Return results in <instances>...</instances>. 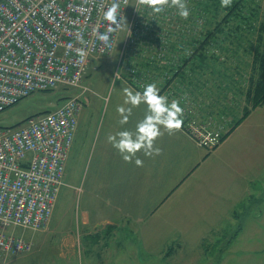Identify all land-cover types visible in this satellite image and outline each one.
I'll return each mask as SVG.
<instances>
[{
    "label": "rangeland",
    "instance_id": "1",
    "mask_svg": "<svg viewBox=\"0 0 264 264\" xmlns=\"http://www.w3.org/2000/svg\"><path fill=\"white\" fill-rule=\"evenodd\" d=\"M135 2L136 0H131L114 51L108 56L92 59L82 81L86 88V91H82V104L84 107L93 106L97 110L91 115L94 126L92 143L98 138L107 137L109 128L119 123L121 117L116 109L117 106L123 105L122 90L125 87L132 88L129 82L133 78L141 74L153 77L156 65L161 61L164 67L163 75L171 74L174 62L182 58L183 53L189 52V49H166L162 52L143 49L140 45L142 38L138 43H134L136 35L134 29L129 28V23ZM260 3L264 12V0ZM247 38L252 39L250 33ZM216 54L219 55L217 51ZM241 55L244 56L243 52ZM246 59L241 68L248 70L250 59ZM211 84L215 83L209 81L208 85ZM216 91L212 90L213 93ZM78 93V88L63 87L33 93L0 111V127H14L28 117L54 110L63 103L65 97ZM241 145L245 152L238 149ZM194 146L190 149L192 160L197 158L198 163H201L184 182L179 191L181 194L173 195L169 202L170 205L182 203V206L176 210L170 209V217L163 215L164 206L156 209L152 225H147L155 226L160 232H166L164 237L170 241L163 240L162 236H154L144 241L135 236V231L121 229L114 232L107 241L105 233L101 235L100 241L91 242L86 238L81 251L76 254L62 253L58 242L60 236L75 232L78 217H81L77 208L79 195L72 196V190L64 186L46 229L33 231L22 227L14 228L15 236L31 241V251L19 256L0 255V264H264V105L254 109L236 134L225 141L222 148L216 147L218 151L213 149L208 153L206 149L197 147L196 144ZM93 152L94 145L91 144L85 161L74 163V171H77V174L82 172V181L90 170L89 155ZM207 153L206 159L201 161L202 156ZM233 153L236 156L248 155L251 158L248 167H241L239 164L224 167L223 160H227L228 155ZM178 158L179 155L175 156L169 161L170 166L165 168V173L171 178L183 173V164L186 161ZM71 162L72 155L69 164ZM175 166V171L172 172ZM72 172V167H68L63 184L69 182ZM249 182L251 186L247 187V193L246 186ZM199 187L215 188L217 193L201 195L202 200L192 202L181 200L187 197L184 193L188 189ZM219 188L223 193L218 192ZM161 189L166 187L163 185ZM218 194L224 196V199L220 201L221 197H218V201L213 204L204 199L207 196L211 200V196ZM232 212L233 215L235 213L234 216ZM98 230L99 233L103 232L100 227ZM168 249L173 250L171 257L164 256Z\"/></svg>",
    "mask_w": 264,
    "mask_h": 264
},
{
    "label": "built area",
    "instance_id": "2",
    "mask_svg": "<svg viewBox=\"0 0 264 264\" xmlns=\"http://www.w3.org/2000/svg\"><path fill=\"white\" fill-rule=\"evenodd\" d=\"M193 1L201 0H187L191 13L187 20L176 15L175 9L144 14V6L135 2L129 23L136 35V42L132 41L142 38L141 48L158 52L188 49L187 40L200 34L203 24V15L191 7ZM111 2L0 0V111L36 92L80 89L54 110L14 127H0V255L31 251V241L15 236V227L39 231L50 223L83 103L82 91H86L83 78L92 59L114 51L123 25L111 33V47L96 38L94 29L103 33L110 26L103 11ZM118 2L126 18L131 0ZM77 34L86 44L78 42ZM80 48L84 57L77 53ZM137 81L144 85L137 78L131 80ZM182 108L183 131L196 146L208 152L215 149L221 143V128L198 122L186 105Z\"/></svg>",
    "mask_w": 264,
    "mask_h": 264
},
{
    "label": "crops",
    "instance_id": "3",
    "mask_svg": "<svg viewBox=\"0 0 264 264\" xmlns=\"http://www.w3.org/2000/svg\"><path fill=\"white\" fill-rule=\"evenodd\" d=\"M181 59L182 58L178 59L177 62H174L175 65L180 63ZM189 63H185L183 68H186ZM161 64H163L162 61L160 64L156 65V73L153 74V77L141 74V76L137 75V80H141V83L144 85L155 82L161 95H166L169 102L172 99L180 100L181 107L186 105V107L192 112L190 116L195 117L199 122H204L209 115H213L209 114L210 110L212 112L211 108H205L203 105L200 106V104H196L199 99L206 100L207 98L206 92L200 90L202 87L201 84H198L201 82L200 79H193L185 76V69L181 72L174 73L176 70H173V68L170 71L171 74L163 75L164 67ZM129 83L134 91L143 90L138 81L136 83L130 81ZM185 94L187 95L186 100L183 99ZM192 99L196 100L193 105L191 104ZM145 109L146 106L143 104L139 108H134L128 123L123 125L118 123L112 128L108 127L109 134H115L122 130L134 131L136 123L144 117ZM96 111L97 110H95L93 106L84 107L82 104L78 116V123L66 161L64 176L70 166L72 167L73 172L69 182L62 185L58 196L64 186H67L72 190V196L73 194H78L79 199L77 208L78 211L81 212V217H78L75 232H72L71 234H62V236H60L58 241L59 248L63 250L62 253L73 255L81 251L82 243L86 242V238L91 242L98 241L102 238L101 235L105 233L107 241L114 235V232L121 229L135 231V236L139 239H144V241L145 239H151V237L154 236H162L163 240L170 241L167 237H164L166 232H160L155 229V226L147 225H152L153 220L155 219L154 213L156 209L164 206L165 210L163 215L170 217V209L176 210L182 206V203L170 205L169 202L173 195L181 194L179 191L184 182L195 171L199 163H201H198L199 160H196L197 158L192 160L190 155V149L195 143L193 144L192 139L182 128L171 135L164 132V134L156 141V146L162 149V154L150 157L145 156L143 152H138L137 157L143 161V166L138 167L135 164V158L132 163H127L122 159L117 149L107 142L108 136L105 138H98L92 143L91 136L94 126L91 122V115ZM250 116L251 113L217 146V148H222L223 143L232 138V136L236 134L240 125L247 121ZM222 119L223 118L215 119L212 126H222L223 129L221 127V130L225 132L230 127V120L227 118V122H224ZM101 139L104 140L101 141ZM91 144L94 145V152L89 155L90 170L82 181V172L79 171L77 174V171H74V163L76 161H85L87 150ZM238 149L245 152L242 145L238 147ZM70 155H72V162L69 164ZM177 155H179L178 159H183L186 163L183 164V173L171 178L169 174L165 173V168L170 166L169 161H172ZM207 156L208 153L202 156L201 161L205 160ZM249 160H251V158L248 155L236 156L233 153L228 155L227 160H223V164L224 167H234L239 164L241 167L243 166L247 168L250 162ZM176 166L171 170L172 172L175 171ZM245 181H247V178ZM163 185L166 187L164 190L161 189ZM250 186L251 182L247 183V193H249L247 187ZM218 192L223 193L221 188L218 189ZM216 193L217 191L215 188H192L184 193L187 197L184 198V200L181 198V200L184 202H192L193 200H202L201 195H212ZM195 196L201 197L195 198ZM218 197H221L220 201L224 199V196L219 194L211 196V200L207 196H205L204 199L206 202L213 204L218 201ZM234 215L232 212V216ZM181 218L184 219V217ZM162 219L166 220L168 218ZM99 227L103 232L99 233ZM149 227L153 228L151 229ZM201 240H204V238ZM146 248L149 249L147 246ZM172 251L168 249L164 256L169 255L168 257H171L173 255Z\"/></svg>",
    "mask_w": 264,
    "mask_h": 264
},
{
    "label": "trees",
    "instance_id": "4",
    "mask_svg": "<svg viewBox=\"0 0 264 264\" xmlns=\"http://www.w3.org/2000/svg\"><path fill=\"white\" fill-rule=\"evenodd\" d=\"M260 1L233 0L228 8H221L220 0L191 3L192 9L203 15L201 33L189 37V52L183 53L173 70L175 73L185 69V76L201 80L198 84L207 98L199 99L196 104L211 108L209 114H213L201 123L212 125L218 118L224 122L230 120L229 129L221 130V142L254 109L264 105V12ZM149 10L144 6L142 12L146 14ZM249 33L252 39L247 38ZM241 52L250 59L248 70L241 68L247 60L240 56ZM185 63L189 65L183 68ZM209 81L215 84L208 85Z\"/></svg>",
    "mask_w": 264,
    "mask_h": 264
},
{
    "label": "clouds",
    "instance_id": "5",
    "mask_svg": "<svg viewBox=\"0 0 264 264\" xmlns=\"http://www.w3.org/2000/svg\"><path fill=\"white\" fill-rule=\"evenodd\" d=\"M124 2L127 3V0ZM232 2L233 0H220V6L228 8ZM136 4L149 8L152 15L162 14L166 9H175L176 15L187 20L191 14L187 0H136ZM119 8L118 0H112L110 6L103 11V18L110 25L107 31L101 33L93 30L96 38L104 47H111V33L125 23V18L120 14ZM77 39L81 45L86 44L82 35L77 34ZM77 53L80 57L85 55L83 48L77 49ZM142 88V91H134L130 87L123 88V105H130V107L120 105L116 109L121 117L119 123L123 125L128 123L134 108H139L142 104L146 106L144 117L136 123L135 130H122L109 134L107 137V142L117 149L125 162L132 163L135 158V164L138 167L143 166V161L137 157L138 152H143L145 156L150 157L161 155L162 149L156 146V141L164 132L171 135L179 131L184 123V109L181 107L180 100L172 99L169 102L166 95L160 94L155 82L143 85ZM183 99H187L186 94Z\"/></svg>",
    "mask_w": 264,
    "mask_h": 264
}]
</instances>
